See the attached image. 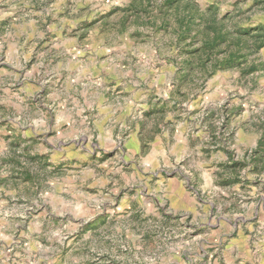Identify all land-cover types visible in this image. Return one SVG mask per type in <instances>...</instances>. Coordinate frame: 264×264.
<instances>
[{
	"label": "rangeland",
	"instance_id": "1",
	"mask_svg": "<svg viewBox=\"0 0 264 264\" xmlns=\"http://www.w3.org/2000/svg\"><path fill=\"white\" fill-rule=\"evenodd\" d=\"M0 264H264V0H0Z\"/></svg>",
	"mask_w": 264,
	"mask_h": 264
}]
</instances>
